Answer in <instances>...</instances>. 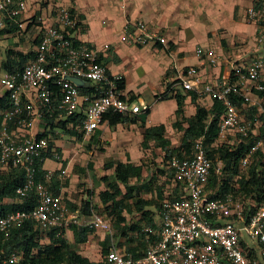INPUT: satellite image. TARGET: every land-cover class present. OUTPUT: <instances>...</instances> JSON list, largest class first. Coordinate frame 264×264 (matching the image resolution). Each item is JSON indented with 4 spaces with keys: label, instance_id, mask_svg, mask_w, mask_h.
Here are the masks:
<instances>
[{
    "label": "built area",
    "instance_id": "obj_1",
    "mask_svg": "<svg viewBox=\"0 0 264 264\" xmlns=\"http://www.w3.org/2000/svg\"><path fill=\"white\" fill-rule=\"evenodd\" d=\"M26 2L0 0V29L7 24L18 31L28 26L33 31L32 38L37 39L30 49V59L0 76V97L7 99V107L0 111V170L22 174L23 182L15 188L12 202L20 199L21 203L32 196L35 205L1 214L0 234L5 237L11 228L27 221L40 230L55 228L60 232L69 225H81L109 234L110 225L93 210L84 220L79 209H70L65 203L62 188L66 167L45 170L41 182L35 180L36 163L42 164L47 157L59 161L50 142L62 137L63 131H73L88 141L101 125L107 124L106 115L143 114L149 105L122 94L118 88L121 77L110 74L99 60L107 45L97 50L78 41L80 23L71 9L54 6L48 17L33 14L24 18ZM244 19L254 27V44L260 50L254 59L240 65L213 47H199L194 50L195 57L211 68L229 63V71L218 69L212 82L204 80L193 65L174 68L169 87L174 94L179 89L222 104L223 113L211 146L233 148V144L250 140L243 157L238 159L239 170L245 169L257 152H264V0H251ZM123 33L130 44H164L160 33L142 21L126 24ZM66 76L85 80L88 92H80L82 88ZM234 99L239 100L238 105ZM248 110L249 119L245 115ZM227 135H235L237 140H227ZM184 154L171 155L165 161L173 196L160 202L158 229L152 233L146 228L155 238L144 254L133 258L118 251L110 241L105 263L264 264V196L260 202L231 191L208 197V180L220 175L222 164H213L201 138L192 143L188 155ZM53 181L58 182L57 194L50 190ZM2 254L0 248V258L11 263L19 258L14 253Z\"/></svg>",
    "mask_w": 264,
    "mask_h": 264
},
{
    "label": "crops",
    "instance_id": "obj_2",
    "mask_svg": "<svg viewBox=\"0 0 264 264\" xmlns=\"http://www.w3.org/2000/svg\"><path fill=\"white\" fill-rule=\"evenodd\" d=\"M102 1V9H99L102 15L98 12L94 11V9H98L93 6L96 3L89 4V0H27L26 2V10L24 17L30 16L31 13L36 15H43L46 11L48 13V8L50 6H63L71 9L73 13L76 15L78 22L80 23V32L77 36L78 41L86 44L94 49L103 50L102 46L107 45V49L100 53V61L104 63L107 67V70L110 74L121 77L122 81V94L126 97L133 98L134 101H141L145 104L149 105V109L143 114H137L128 117V121L117 123L115 125L103 124L96 131V134L93 136V139L88 141L82 140L79 135L78 145L75 147V144L72 142L76 135L63 136V138L59 137L50 142L51 146L55 148L59 155V161H54L51 157H47L41 164L40 170L45 172V170H58L63 167H68L67 163L63 164V153L65 152V147L69 146L71 150H77L76 153L80 152L79 148L83 147H95L99 142L106 143L107 145L115 148V150L119 149L129 154L128 158L116 156L112 157L109 154L105 155L106 151H99L101 157L98 158V164L103 169V164L107 160L118 161L120 163H129L133 166L140 165L141 166V179L140 181H136L135 179H130L129 185H135L140 187L137 191V197L152 201L157 198L155 195V191L157 190L156 185H161V194L162 198L166 197L170 191V184L164 180L163 184L157 181L156 179H152V185L146 184L145 181H149L150 177L143 178V166L141 159L144 157L143 155H147L150 149L147 146H154V142L149 141L146 143V149L142 152V148H140V142L142 141V133L145 128L163 125L164 132L165 129L168 128V124H171L170 121L173 119L174 121V111H175V102L173 99L174 93L169 92L167 88V92L164 93L165 83L171 80L170 74L166 76L165 74L171 69L181 68L186 65L195 66L203 79L209 80L213 82L214 77L217 74L218 69L221 72L227 73L230 69V64L222 65L219 68H211L206 64V62L202 58H197L194 56V40L191 38V33L189 36L185 34L183 30H178V26L185 23L187 19V15L191 16V20H220L223 18L224 14L221 11L222 8H219L218 3H221V0H210L209 3H212L208 8L204 11H200L198 9V14L195 13L189 7H186V0H100ZM120 1V2H119ZM138 1V2H137ZM53 2L54 4L52 5ZM95 2V1H94ZM42 3H45L44 5ZM121 4V6H120ZM189 9V10H188ZM187 12H186V11ZM30 12V14H29ZM200 13H205L203 16ZM32 14V15H33ZM31 15V16H32ZM196 15V16H193ZM43 17V16H42ZM195 17V19H194ZM207 18V19H206ZM244 18V13H243ZM135 21L144 22L149 28L154 31L160 33L165 39L164 44L153 45L148 44L145 46H138L135 44H130L123 33L124 26L128 23H133ZM251 29V27H250ZM251 35L247 39H243V42H246L248 45L243 46L241 48L230 49L227 42L226 45L228 50L226 53V58L229 61H238L240 65H244L250 60L254 59L260 50L254 44V27L252 26ZM187 36V37H186ZM190 39V43L183 44L184 39ZM239 39L240 36L238 35ZM171 47L169 48V45ZM231 46H233L231 42ZM216 47V46H215ZM214 48V47H213ZM216 51V49L214 48ZM217 53H223L221 51H216ZM173 79V78H172ZM176 92V90H175ZM181 95H184L183 93ZM150 96V97H149ZM195 103L202 105L205 109L210 108V100L206 97L195 98ZM192 109V112H188V114H183L184 117H188L193 114L194 105L188 95H185L182 109L187 108ZM185 112V111H184ZM133 120V121H130ZM124 132V133H122ZM116 133L121 134V138L126 139L127 136L132 135L136 138V154L138 153L137 158L136 154L131 155L127 150V144L124 142H113V137ZM65 137V140H64ZM79 147V148H78ZM155 147V146H154ZM105 147H101L103 150ZM100 150V148H98ZM156 149V148H155ZM67 150V149H66ZM93 150V148H92ZM160 150V149H159ZM161 151V150H160ZM95 152V151H94ZM94 152H89V158L91 154ZM112 158V159H110ZM87 159V160H88ZM49 160V164H45V161ZM91 161L86 162V169L91 168ZM144 164V163H143ZM89 166V167H88ZM108 170V169H104ZM9 173L6 170H0V175L5 176ZM104 176H109V174H105ZM67 177V176H66ZM103 177V176H101ZM100 177V178H101ZM99 178V180H100ZM66 179V178H65ZM57 181V180H56ZM103 184L105 182L101 181ZM54 183V181H53ZM58 183V182H57ZM151 184V183H150ZM54 184L50 185V190L54 189ZM66 182L63 184L62 188V197L63 193L65 197V203L69 206L73 207V203H77L78 201H74L70 199V195H67L65 191ZM145 186V187H144ZM121 191L123 192L122 186ZM104 188L99 190L96 193V201H98L99 205L102 206L98 199V193L103 191ZM65 191V192H64ZM161 198V199H162ZM88 200L85 195H82V199L80 200V206L83 205L85 200ZM158 200V199H157ZM131 203V200L128 201ZM78 204V203H77ZM96 206V205H95ZM74 209H80V207H75ZM144 210H149L152 215V221H154L155 209L154 205H149L144 207ZM80 212V210H79ZM126 220H129V214L123 212ZM138 213L134 212L131 214L133 216L132 221H136L139 217ZM157 221V217H156ZM69 225L63 231V238L66 242L82 257L88 259V261L97 263L101 261V253L100 250L103 248H107L109 245V241H106L105 233L100 230H92L88 232L85 236V241L81 243L74 242V234L73 227L83 228L78 226ZM109 239V238H108ZM114 246L116 249L125 252V245L122 246L120 243L122 240L115 238ZM88 243H93L96 248L99 249V257L100 259L91 260L88 256L81 253V249L84 248ZM134 244H131L133 246ZM138 252V251H137Z\"/></svg>",
    "mask_w": 264,
    "mask_h": 264
},
{
    "label": "trees",
    "instance_id": "obj_3",
    "mask_svg": "<svg viewBox=\"0 0 264 264\" xmlns=\"http://www.w3.org/2000/svg\"><path fill=\"white\" fill-rule=\"evenodd\" d=\"M18 29L12 24H7L6 27L0 29V35L10 33L16 34ZM32 37V35H31ZM37 42L36 38H32V43ZM10 51H7L3 61L0 64V68L3 71L11 72L14 69L20 68L31 57L32 52L20 54L17 53L12 57ZM118 88H122V81H120ZM88 87L80 89V92H88ZM186 95V94H185ZM185 95L179 93L174 94L173 99L175 102L174 122L171 126L180 132V144L179 148L173 149L170 146L169 141L164 136V126L157 125L149 128H145L142 133V141L140 142V148H146V143L149 141L154 142V146L163 152V158L166 161L171 155H180L184 152V155H188L191 149L192 143L201 138L202 144L205 147L206 155L214 161V159L222 160V172L218 176H212L207 183V190L209 191L208 197H219L227 192L231 191L233 195L242 193H249L253 191H259L255 197V202H260L264 194V180L256 178L253 169H250V178L247 180H241L236 177L234 182L236 184H230L226 179L235 173L238 169V159L243 157L246 149L251 144V141L239 142L233 148L228 146L212 147V143L217 135V121L223 113V106L221 103L212 100L210 101V108L205 109L202 105L195 103L196 96L188 92V96L194 105V113L188 117L183 116L182 104ZM133 100V98H130ZM235 104H239V100L234 99ZM7 107V99L4 95L0 97V111ZM246 118H251L250 110L245 114ZM108 125H115L128 121V116H121L118 114H109L105 116ZM1 120V115H0ZM180 120L182 123L178 121ZM133 121V120H130ZM93 139V137L91 138ZM231 149V150H230ZM57 151V150H56ZM256 154H260L257 152ZM255 154V155H256ZM263 155L264 154H260ZM35 180L42 182V173L40 170L41 163H36ZM89 167V166H88ZM103 169H112V176H103L101 181L105 182V189L98 193V199L100 204L104 207V211L108 216L112 218V226L114 228V234L112 236L116 239L122 240L120 243L125 245V252L130 254L133 258H138L146 250L148 239L145 238L143 228L154 227L155 223L152 221V213L149 210H144V207L154 205L155 202L161 200V186L156 187L155 195L156 200L147 201L137 197V191L140 187L135 185H129L130 179L140 181L141 179V166H133L129 163H120L118 161L107 160L103 164ZM153 178L150 177L149 181H145L144 185H152ZM238 179V180H237ZM155 180V179H154ZM23 182L22 174L19 171H9L5 176H0V215L12 212L16 210L29 209L35 205V200L32 196L23 198L20 203V199L15 198L14 190L17 186H20ZM151 183V184H150ZM54 189L52 192L57 194V182L54 181ZM123 192L121 191V187ZM236 185V187H235ZM144 186V187H145ZM263 188V189H262ZM238 189V190H237ZM261 193V194H260ZM33 194V193H32ZM31 194V195H32ZM131 200V203L128 201ZM157 205V208H158ZM70 209L72 206L67 205ZM89 204L88 200L83 202L80 206V213L88 214ZM156 210V209H155ZM123 212L131 215L134 212L138 213L136 217H139L136 221H132V216H128L129 220H126ZM72 225L71 227H73ZM92 230L87 228L73 227L74 242L81 243L85 241V235ZM143 233V234H142ZM0 234V248L3 251L4 256L14 253L19 256L18 260L14 263L3 260V256L0 258V264H101L102 262L93 263L88 261L87 258L82 257L66 242L63 238V232H58L54 228H46L40 230L36 228L31 221L24 222L20 226L11 228L5 237ZM40 236H43L47 240V243L40 242ZM108 238H106L107 241ZM131 244H134L131 246ZM138 251V252H137ZM106 252V248L100 250L101 256ZM104 264V263H103Z\"/></svg>",
    "mask_w": 264,
    "mask_h": 264
},
{
    "label": "rangeland",
    "instance_id": "obj_4",
    "mask_svg": "<svg viewBox=\"0 0 264 264\" xmlns=\"http://www.w3.org/2000/svg\"><path fill=\"white\" fill-rule=\"evenodd\" d=\"M84 1V0H83ZM92 3H96V5H93L97 7L98 9H94V11L98 12L100 15L101 12L99 9H102V1L100 0H92ZM95 1V2H94ZM111 1V0H109ZM213 1V0H212ZM221 3H218L219 8H222L220 12L224 14L223 18L220 20H191V16L188 14L187 19L185 20V23L182 25L178 26V30H183L187 36L191 33V38L196 40L194 42V48L192 51L199 47H214L216 51H221L222 56L226 58V55L224 53L227 52L228 47L226 45V42L229 46V48L232 50L236 48H241L244 45L247 46L248 44L246 42H243V39H248L249 36L251 35L252 31V26L249 25L245 19L243 18V13L245 11V8L248 6V4L251 2V0H221ZM120 2V1H119ZM138 2V1H137ZM210 0H186V7L191 8L192 10L195 11L196 14H198V9L202 12L206 8H208L212 3H209ZM52 5L54 4L51 2ZM91 4V0L88 2ZM43 5L45 3H42ZM46 5V4H45ZM121 6V4H120ZM54 9L53 6H50L48 8V12ZM103 10V9H102ZM189 10V9H188ZM186 11V10H185ZM187 12V11H186ZM30 14V12H29ZM33 13L30 14V16ZM201 15L205 16V13H200ZM199 15V14H198ZM27 16V15H26ZM43 17H48L47 11L41 15ZM196 16V15H193ZM200 16V15H199ZM26 18V17H24ZM195 19V17H194ZM207 19V18H206ZM251 27V29H250ZM33 34V31H31L30 28L25 27L24 29L16 32V34L11 35L10 33L7 34H2L0 35V64L3 61L7 51H10L12 57L15 56L17 53L24 54L29 52L31 47L33 46L32 43V37L31 35ZM240 36L238 39L237 36ZM186 36V37H187ZM190 37V36H189ZM165 39V38H164ZM231 42L233 46H231ZM183 44H188L190 43V39L187 40L184 39L182 42ZM155 45V44H153ZM216 46V47H215ZM249 46V45H248ZM171 47V44L169 45V48ZM3 70L0 68V76L2 75ZM173 70H169L164 76L165 79L168 74L170 76H173ZM166 84V83H165ZM1 93V89H0ZM150 97V96H149ZM185 111V112H184ZM188 112H192V109L189 107L187 109L183 108V114H188ZM194 113V110H193ZM180 124L182 123L180 120H178ZM174 122L173 119L170 121V123ZM60 127V126H59ZM124 133V132H122ZM63 136H71V135H76L75 132L73 131H63ZM60 137V138H63ZM165 138L169 141L170 146L173 149H178L179 144H180V132L173 128L172 126L170 127V124H168V128L165 129L164 132ZM234 137V138H233ZM59 138V139H60ZM227 140L232 139L231 141H236L237 138H235V135H227L226 136ZM225 138V140H226ZM114 143L115 142H124V144H127L126 150L131 154L134 155L136 154V138L135 136L129 135L126 137V139L121 138V134L116 133L115 136L113 137ZM65 140V137H64ZM79 137L74 138L72 142L75 144V147L78 145L82 144H77L79 142ZM233 146H235L233 144ZM101 147H105L103 150ZM150 151L148 152L147 155H143L144 157L141 159L143 168V178H147L151 175V178L156 179L157 181L165 182L164 180L162 181L161 179H164L163 172H165V160L163 158V152L162 150L160 151L156 147L152 146H147ZM79 148V147H78ZM93 148V150H92ZM100 148V150L98 149ZM156 148V149H155ZM67 149V150H66ZM144 149L142 148V152H144ZM231 150V149H230ZM78 153L77 150H71L69 146L65 147V152L63 153L64 156V161L63 164L67 163L68 161V167H67V177L64 180L66 182L65 185V191L66 189L68 192H66L67 195H70V199H73L74 201H78L77 203H73V207L77 208L80 207V200L82 199V195H85L87 197L89 204L94 206V210H96L103 218L107 219L108 222L110 223L111 227V235L114 234V228L112 226V218L107 215V213L104 211V207L100 206L98 201H96V193L104 188V183L102 184L99 180L101 176H104L105 174H109V176H112V169L104 170L101 168V166L98 164V158H100L102 154H99V151H106L104 152L105 155L109 154V156L116 157H125L128 158V155L124 149L122 150H115V148L107 145L106 143L99 142L95 147H83L82 149L79 148ZM94 152L91 154L90 159L89 158V152ZM260 154H264L260 153ZM256 154L253 155L252 158L249 160L248 165L246 166L245 169L239 170L237 169L234 174L230 175L226 181H228L230 184H236L234 180L236 177L238 179L241 178V180H247L250 178L249 171L250 169H253L256 178H261V181L264 180V156ZM138 153L136 154L137 158ZM88 159V160H87ZM112 159V158H110ZM91 161V168L86 169L85 164L86 162ZM50 161L46 160L45 164H49ZM222 164V160L219 159H214L213 164ZM1 176V175H0ZM237 179V180H238ZM161 185H156V187H159ZM263 189V188H262ZM238 190V189H237ZM64 191V192H65ZM259 191H251L249 193H240L247 199V200H253L255 202V197L257 196V193ZM65 193H63V199L65 201ZM261 194V193H260ZM264 196V194H263ZM262 196V198H263ZM85 200V199H84ZM96 205V206H95ZM158 202H155V209L157 208ZM83 217H81L84 220L88 219V214H82ZM131 216V215H129ZM157 217V216H156ZM156 217L154 216V221L158 222V219L156 221ZM133 218V216H132ZM143 234V233H142ZM145 235V234H144ZM107 238V237H106ZM242 239L244 241H247L245 237L242 235ZM108 240V239H107ZM113 242H115V238L112 236ZM40 242L41 243H47V240L43 238V236H40ZM149 242V241H148ZM82 254H85L88 256L92 261L96 260L97 258L100 259L99 257V249L94 246L93 243H88L87 245L84 246L81 250ZM101 264L104 263L103 255L101 256Z\"/></svg>",
    "mask_w": 264,
    "mask_h": 264
},
{
    "label": "clouds",
    "instance_id": "obj_5",
    "mask_svg": "<svg viewBox=\"0 0 264 264\" xmlns=\"http://www.w3.org/2000/svg\"><path fill=\"white\" fill-rule=\"evenodd\" d=\"M252 26V25H251ZM162 38L164 39V37L162 36ZM165 41V40H164ZM149 44H155V45H159V46H161V45H163V44H160V43H149ZM148 45V44H147ZM145 46V45H144ZM195 56V55H194ZM173 72H174V70H173ZM172 78H174V73H173V76L171 77V80H169L168 82H166V84H165V88H164V93L165 92H167V88L169 89V87H170V85H172V81H173V79ZM176 93H179V94H182V92L179 90V89H177L176 90V92H175V94ZM184 95L186 94H188V92L187 93H183ZM164 168H165V165H164ZM166 170V169H165ZM163 176H164V180L165 181H167L169 184H170V186H171V182H170V179H169V176L167 175V171H165V172H163ZM206 188H207V186H206ZM207 190V189H206ZM170 192L168 193V194H166V197H164V198H162L160 201H159V205H158V208H156V210H155V215L157 216V219H158V222H155V225H154V227L152 228V227H148V226H146V227H144L143 228V231H144V234H145V238H147L148 240H149V242H151L154 238H155V236L153 235V234H150L149 232H147V231H145L146 230V228L147 229H149L150 231H152V233L154 232V231H156L157 229H158V227H159V207H160V202L163 200V199H166V198H171L173 195H172V191H173V187L171 186L170 187V190H169ZM207 192H209L208 190H207ZM93 210L97 215H99L100 217H102L103 218V216H101L96 210H94V209H92L91 208V206H89V210ZM88 210V216H89V214H90V211ZM81 215H82V213H80ZM83 216V215H82ZM81 219V218H80ZM104 219V218H103ZM104 220H106L107 222H108V220L105 218ZM108 224L110 225V223L108 222ZM74 226H78V227H83V226H81V225H74ZM83 228H87V227H83ZM55 229V228H54ZM87 229H90V230H95V229H92V228H87ZM65 230V229H64ZM64 230H62V231H60V232H63ZM59 232V231H58ZM105 236H107V238H109L108 239V241L110 242H112L113 243V245H114V242H113V240H112V235H111V227H110V233L109 234H107V233H105ZM149 242L147 243V245L149 244ZM146 248H147V246H146ZM107 249H108V247L106 248V252H107ZM118 250V249H117ZM118 251H120V250H118ZM106 252H105V254H106ZM120 252H122L123 254H127L126 252H124V251H120ZM145 252V251H144ZM144 252H143V254H144ZM104 254V255H105ZM142 254V255H143ZM104 255H103V259H104ZM128 255H130V254H128ZM131 256V255H130ZM132 257V256H131ZM140 257V256H139ZM101 262V261H100ZM104 264H107V263H105V261H104Z\"/></svg>",
    "mask_w": 264,
    "mask_h": 264
},
{
    "label": "water",
    "instance_id": "obj_6",
    "mask_svg": "<svg viewBox=\"0 0 264 264\" xmlns=\"http://www.w3.org/2000/svg\"><path fill=\"white\" fill-rule=\"evenodd\" d=\"M67 80L71 81L74 85H76L78 88H85L87 86V82L83 79H80L75 76H66Z\"/></svg>",
    "mask_w": 264,
    "mask_h": 264
}]
</instances>
